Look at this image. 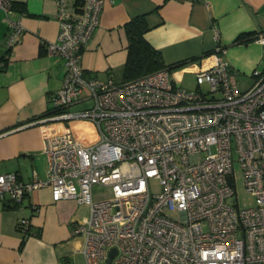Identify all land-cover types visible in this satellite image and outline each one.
<instances>
[{
	"label": "built area",
	"instance_id": "1",
	"mask_svg": "<svg viewBox=\"0 0 264 264\" xmlns=\"http://www.w3.org/2000/svg\"><path fill=\"white\" fill-rule=\"evenodd\" d=\"M105 1L78 7L57 0V38L45 43L66 65L47 120L89 117L98 140L83 145L69 130L44 129L45 178L2 172L0 198L9 194L20 204L31 189L49 185L54 200L85 204L88 215L71 234L83 238L86 264H264V69L254 68L252 84L241 89L226 48L217 46L213 63L195 72L196 88L177 84L168 67L128 81L85 78L82 52ZM13 2L0 0V10L7 14ZM13 26L8 46L18 41L20 27ZM255 39L264 46L263 32ZM75 104L81 108L69 111ZM234 154L255 200L247 208L233 197ZM97 185L108 195L96 198ZM17 228L28 236L29 219L21 217Z\"/></svg>",
	"mask_w": 264,
	"mask_h": 264
},
{
	"label": "crops",
	"instance_id": "2",
	"mask_svg": "<svg viewBox=\"0 0 264 264\" xmlns=\"http://www.w3.org/2000/svg\"><path fill=\"white\" fill-rule=\"evenodd\" d=\"M13 1L7 14L0 10V173L16 172L28 181L35 172L44 179L48 159L43 130H68L67 119L47 120L46 111L50 94L66 73L62 57L48 53L45 45L57 38L58 3ZM64 3L78 6L76 0ZM142 14L150 25L144 37L170 65L176 83L183 73L210 66L217 46L226 48L224 59L241 89L252 84L254 68L264 69V46L256 39L238 38L264 33V0H106L82 52L85 78L122 81L128 53L124 24ZM13 24L20 27L18 41L8 46ZM79 108L75 104L68 110ZM98 137L79 141L90 145ZM12 204L9 194L0 198V264H61L62 256L81 264L83 238L72 235L71 228L87 217L85 204L72 198L54 200L49 185L31 189L20 204ZM21 217L29 219L31 231L23 243L17 228Z\"/></svg>",
	"mask_w": 264,
	"mask_h": 264
},
{
	"label": "trees",
	"instance_id": "3",
	"mask_svg": "<svg viewBox=\"0 0 264 264\" xmlns=\"http://www.w3.org/2000/svg\"><path fill=\"white\" fill-rule=\"evenodd\" d=\"M84 0H76L78 7ZM79 3H81L79 5ZM150 27L144 14L132 17L124 24V29L128 38V53L125 63L122 66V81H128L144 74L154 72L164 67H170L166 64L162 54L154 48L144 37V33ZM259 32H255L245 37L240 35V41L255 39ZM49 112L47 111V114ZM15 203V202H14ZM15 204H12L14 207ZM31 232V231H30ZM31 234V233H30ZM25 237H22V243ZM61 264H73L68 256L61 257Z\"/></svg>",
	"mask_w": 264,
	"mask_h": 264
},
{
	"label": "rangeland",
	"instance_id": "4",
	"mask_svg": "<svg viewBox=\"0 0 264 264\" xmlns=\"http://www.w3.org/2000/svg\"><path fill=\"white\" fill-rule=\"evenodd\" d=\"M179 85L187 88H196L197 83L195 80V74L185 72L182 75V78L178 81ZM204 88V85L202 86ZM242 87V85H241ZM79 104H76L78 107ZM86 104L84 107H87ZM81 108V106H79ZM67 121V129L72 133V135L83 143H88L93 141L98 137V126L96 122L89 118V117H80V118H69ZM99 138V137H98ZM232 166H233V173H234V182H235V192L236 194L233 196L236 205L238 208H247L253 206L255 204V200L253 195L248 193L245 190L244 180H243V173L242 168L240 166V162L238 160L237 154H234L232 157ZM149 186L152 192H157L159 190V183L157 179L150 178L149 179ZM93 193L96 198L107 196L109 191L108 188L102 186H94ZM166 214L178 218L177 213L175 211L166 210ZM81 260V264H86L85 260ZM96 264H110L106 260L99 261Z\"/></svg>",
	"mask_w": 264,
	"mask_h": 264
},
{
	"label": "water",
	"instance_id": "5",
	"mask_svg": "<svg viewBox=\"0 0 264 264\" xmlns=\"http://www.w3.org/2000/svg\"><path fill=\"white\" fill-rule=\"evenodd\" d=\"M116 253V247L111 248V250L109 251V258L108 260Z\"/></svg>",
	"mask_w": 264,
	"mask_h": 264
}]
</instances>
